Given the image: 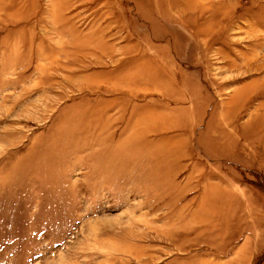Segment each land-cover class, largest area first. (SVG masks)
Returning <instances> with one entry per match:
<instances>
[{"label":"rangeland","instance_id":"374dc122","mask_svg":"<svg viewBox=\"0 0 264 264\" xmlns=\"http://www.w3.org/2000/svg\"><path fill=\"white\" fill-rule=\"evenodd\" d=\"M0 264H264V0H0Z\"/></svg>","mask_w":264,"mask_h":264},{"label":"crops","instance_id":"0c3cea01","mask_svg":"<svg viewBox=\"0 0 264 264\" xmlns=\"http://www.w3.org/2000/svg\"><path fill=\"white\" fill-rule=\"evenodd\" d=\"M160 89H161V87H160ZM116 109H118V107H116ZM115 109V110H116ZM115 110L111 113L112 114V118H111V120H110V122H109V124L111 123V125L110 126H107V129L109 130V129H112V127H113V125H118V123L119 122H123V121H125V116H124V114L121 112L120 113V115L117 117V116H115L114 115V113H115ZM122 111V110H121ZM200 116H202V115H200ZM197 118H198V116H196ZM194 119H196V118H192V120H191V122H194L195 120ZM114 123V124H113ZM133 123H134V117L133 116H129L128 118H127V124H128V126H127V129H128V127H132V125H133ZM209 123V122H208ZM189 124H192V123H186V124H184V126L183 127H180V128H188L189 127ZM207 132H209V131H207ZM196 159L198 158V157H195ZM223 161H226V159L224 160V159H222V162ZM224 185H226V183L225 184H223L221 187H223ZM245 253V252H244Z\"/></svg>","mask_w":264,"mask_h":264}]
</instances>
